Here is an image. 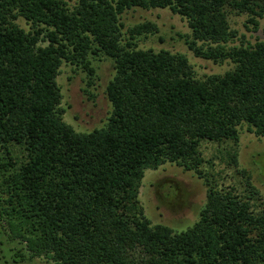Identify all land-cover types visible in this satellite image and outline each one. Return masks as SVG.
Returning a JSON list of instances; mask_svg holds the SVG:
<instances>
[{
  "label": "trees",
  "instance_id": "1",
  "mask_svg": "<svg viewBox=\"0 0 264 264\" xmlns=\"http://www.w3.org/2000/svg\"><path fill=\"white\" fill-rule=\"evenodd\" d=\"M75 2L0 0V215L9 233L55 264H264L258 191L249 176L245 196L210 181L201 151L203 141L237 143L244 122L264 137V40L229 46L237 31L225 9L262 17L264 0ZM135 7H170L188 20L197 57L235 68L200 80L185 54L137 48V35L158 28L146 21L126 37L121 15ZM91 54L114 60L113 112L105 127L80 133L63 119L57 77L65 61L93 74ZM231 158L237 165L236 151ZM167 162L208 186L199 220L181 232L153 224L139 199L145 171Z\"/></svg>",
  "mask_w": 264,
  "mask_h": 264
},
{
  "label": "rangeland",
  "instance_id": "2",
  "mask_svg": "<svg viewBox=\"0 0 264 264\" xmlns=\"http://www.w3.org/2000/svg\"><path fill=\"white\" fill-rule=\"evenodd\" d=\"M73 7L75 0H66ZM231 1V0H230ZM230 27L237 31V37L228 42L229 46L254 45L264 40V14L254 15L248 10H240L231 4L226 5ZM259 11V8L256 7ZM258 20V26L252 19ZM125 24L123 29L126 37L127 29L151 21L158 30L153 33L137 35L133 42L140 49L172 53L187 56L194 75L204 80L210 75H223L235 68L231 60L214 62L197 57L189 48L186 37L192 30L188 20L172 11L170 7L143 9L139 7L126 10L121 15ZM16 22L26 31L33 25L23 17ZM125 41V40H124ZM46 45V42H40ZM95 72L80 65L64 62L60 68L57 82L62 93L61 107L65 110L63 119L74 127L77 132L89 133L107 125L113 112V105L107 95L109 82L115 77L114 60L106 55L89 56ZM239 140L217 143L203 141L201 151L204 157L203 169L208 179L217 182L221 187H234L235 192L245 196L248 194L249 180L258 191L259 198L255 203L264 207V137L251 132L247 123L238 126ZM237 152V165L231 155ZM244 172H247L245 175ZM250 179L247 180V177ZM208 186L205 178H201L194 170H186L177 163L167 162L157 169H147L140 187L139 199L146 216L153 224H166L177 232L192 227L200 218V212L207 203ZM262 207V208H261ZM0 264H55L46 257L32 258L25 249V244L15 239L8 231L5 220L0 215Z\"/></svg>",
  "mask_w": 264,
  "mask_h": 264
}]
</instances>
